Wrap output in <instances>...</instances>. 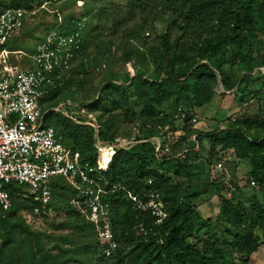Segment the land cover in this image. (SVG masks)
Listing matches in <instances>:
<instances>
[{
	"label": "trees",
	"instance_id": "obj_1",
	"mask_svg": "<svg viewBox=\"0 0 264 264\" xmlns=\"http://www.w3.org/2000/svg\"><path fill=\"white\" fill-rule=\"evenodd\" d=\"M44 1L48 0H0V6L31 9L34 3L40 5ZM149 2L159 5L150 6ZM134 7L141 14L146 9L150 14L154 12L148 23L140 18L136 30H125L122 38L120 62L124 66L130 63L134 76L126 68L122 72L108 69L96 86L95 100L75 104L88 105L96 115L101 142H112L117 137L146 141L129 150H118L103 176L109 185L123 187L133 194L142 195L150 190L160 193L167 218L163 228L154 232L163 243L156 244L150 235L149 243L143 242L125 192L119 190L104 196L114 209L118 243L112 258L105 257L93 226L70 204L75 191L61 179H54L50 182L53 214H41L38 218L63 217L58 230L67 231L72 237L60 239V245L47 250L40 235L30 230L19 215L23 210L33 212L38 202L23 198L27 191L11 184L4 186L11 207L7 211L0 208V264H11L14 254L16 264H248L239 257L249 259L257 251L259 244L254 232L264 228V111L260 107L251 112L241 110L264 90V76L250 74L256 68H264V58L258 56L254 45L257 34L264 31V0H136ZM116 11L112 6L103 12L101 26L94 32L104 31L110 24L108 29L114 36L125 21L135 17ZM159 22L166 25L161 35L156 34L152 46L143 43L141 38L149 36L148 32ZM88 23L78 58L82 67L72 72L71 80L61 90L45 100L49 110L64 101L62 92L69 90V86L75 85L78 91L92 77L88 66L94 62L96 66L98 59L110 55V44H96L102 35L87 39L92 26V22ZM13 48L12 45L11 52L16 51ZM91 48L96 51L94 58ZM142 64L146 66L143 70ZM218 81L224 92L234 90L235 111L219 121L223 130L220 124L210 132L201 131L197 122L189 123L191 116H196L193 108L211 104ZM179 106L187 115L183 121L174 117ZM44 124L56 129L60 142L77 152L82 164L94 165L97 152L90 127L77 125L53 112L46 115ZM153 137L160 140L161 147L170 150V156L162 162L155 158L154 144L149 141ZM203 138L210 141L211 152L229 151L235 163L247 161L246 185L258 187L247 197L252 205L250 213L234 203L242 189L229 195L221 185L209 183L215 187L219 200L217 223L221 227V242L210 222L202 221L196 213L190 201L194 194H188L192 186L188 185L181 196L175 183L176 177L191 183L193 177L201 174L196 173L198 168L211 166L212 153L205 156L199 145ZM184 151L183 158H176ZM102 157L108 159L106 151ZM172 165L173 171L169 173ZM142 222L149 227L151 219L144 217ZM196 223L207 229L209 240H201ZM73 238L78 241L76 244Z\"/></svg>",
	"mask_w": 264,
	"mask_h": 264
},
{
	"label": "built area",
	"instance_id": "obj_2",
	"mask_svg": "<svg viewBox=\"0 0 264 264\" xmlns=\"http://www.w3.org/2000/svg\"><path fill=\"white\" fill-rule=\"evenodd\" d=\"M60 0L42 2L41 7L59 3ZM81 8L80 2H77ZM31 9L5 8L0 6V57L15 53L5 45L18 34L25 22L35 14ZM89 17L85 12L59 22L51 27L38 43L31 56V66L17 68L4 66L0 78V208L7 211L11 207L8 192L4 186L14 185L26 188L23 198H32L38 206L29 217L38 218L41 214L52 215L50 206L51 186L54 179H61L76 193L70 201L75 210L89 222L102 246V254L112 258L118 248L113 226L114 209L104 196L116 191L125 192L130 210L134 214L136 229L143 236V242L149 243V235L156 244L163 240L156 237L154 230H161L167 218L162 196L156 190L142 195L133 194L120 186H111L104 179L109 164L118 150H129L145 140L135 137H117L112 142H101L98 139L99 126L96 115L90 112L88 105H79L65 100L58 107L44 111L42 104L47 98L61 90L72 78L73 63L78 60L83 33ZM6 63V60L4 59ZM131 77L134 70L130 63L125 65ZM68 108L79 109L74 114ZM53 112L69 118L73 123L88 126L94 131V148L97 158L94 165L82 164L77 152L71 151L60 142L58 132L53 126L45 125L48 113ZM79 117V118H78ZM176 120L183 121L187 115L179 106L174 115ZM83 118V119H82ZM198 122L197 116H191L189 123ZM222 127V126H221ZM220 127V129H221ZM195 137L192 138L194 140ZM154 144L155 158L162 162L170 156L168 147H161L158 138L149 140ZM198 149V145H196ZM106 151L105 161L102 152ZM186 151L176 155L183 158ZM152 184V181H148ZM151 219L149 227L142 221Z\"/></svg>",
	"mask_w": 264,
	"mask_h": 264
},
{
	"label": "rangeland",
	"instance_id": "obj_3",
	"mask_svg": "<svg viewBox=\"0 0 264 264\" xmlns=\"http://www.w3.org/2000/svg\"><path fill=\"white\" fill-rule=\"evenodd\" d=\"M136 0H60L59 3L55 5H51L48 7H41V5L34 3L33 11L35 14L31 16L26 22L24 27L18 34L14 35V37L9 41V44L5 46V48L10 51V47L13 45L14 48L12 52H21L15 53L13 55H8L7 57H0V78L3 76L1 73L2 68L4 66H16L17 68H25L31 66V56L35 53L36 47L38 43H40L46 34V32L53 27L55 24L59 22L61 19L63 22L68 21L70 18L76 17L80 12H87V16L89 17V22H92V26L88 33V38H92L97 36V34L102 35L101 38H98L96 44H110L109 48H111L110 55L105 59H98L94 64L88 66V70L92 75L91 78H87V82L78 89L75 85L69 86V90L63 91V99L70 100L72 103H88L93 102L96 98V86L99 83L100 79H103L106 72L109 70L113 72H122L124 71L125 66L120 62V55L122 51V47L124 46V37L125 30L127 31H135L136 25L139 22L140 18H143L149 22L152 17L150 11L146 9V13L141 14L139 10L136 11L134 7V2ZM77 2H80L81 8L78 7ZM158 6L157 3H150V6ZM117 8V11H120L127 17L128 14H134L135 17L133 19H128L125 21V25L122 29L119 30L117 34L111 36L109 32V26L102 31L98 30L94 32L97 26L100 25V15L105 12L107 9L111 7ZM153 11V10H152ZM89 24V23H88ZM166 25L162 22H159L152 28V32H148L149 36L146 35L145 39L141 38V41L147 43L149 46L153 45V41L157 35H161L164 31ZM98 42V43H97ZM139 43V42H138ZM137 43V44H138ZM139 45V44H138ZM256 47V51L258 52V56L264 58V31H260L257 34L256 42L254 43ZM101 45L99 46V48ZM2 47H0L1 50ZM94 58L96 51L91 48L89 50ZM6 60V63L4 62ZM142 63V62H141ZM82 62L80 60H76L73 63V71H79L82 67ZM143 67L146 66L142 64L140 68L143 70ZM228 68V67H227ZM234 68V67H233ZM151 70V67H150ZM260 73L264 76V68H256L253 70L251 75H255ZM89 80V81H88ZM91 80V83H90ZM75 93V95L73 94ZM216 96L211 104L203 106V107H195L193 111L196 116L199 118V121L196 124V127L205 132H210L222 123L219 121H224L234 113V90L232 92H224L221 83L216 88ZM225 94V95H223ZM95 97V98H94ZM43 110H49V104H42ZM256 107H260L262 111H264V90L261 91L260 94L251 99L241 110L244 112V109H247V112H251L255 110ZM69 112H73L76 114L79 109L68 108ZM240 112V113H241ZM57 114V113H56ZM54 119L56 116L53 117ZM79 118V117H78ZM83 119V118H82ZM123 131L125 127H123ZM224 129L222 124L221 130ZM127 130L124 131V133ZM193 138V137H192ZM186 146H188V142L186 141ZM200 147L203 149V153L209 155L211 152L210 149V141L206 138H203L199 141ZM198 150V149H196ZM211 158V166H204L201 170L198 168L196 173H201L197 177H193L191 183H188L185 178L176 177L175 183L180 189L181 196L184 193V190L188 187V185L192 186L191 190H189L188 194H194L191 197V203L195 207V211L198 216L202 219V221L210 222L212 226V230L215 233H219V241L221 242V227L220 224L217 223V217L219 213V200L217 195L214 193V186L209 184L213 182L215 184H219L222 187L223 192H227V194L231 195L235 189H242L243 192L240 191L236 195L234 203L238 205L240 208H245L247 212L252 213V205L248 201L247 197L253 192L258 191L257 185L252 186L250 184V188L246 185V173L248 171V162L240 161L239 163H235L233 158L231 157V153L229 151H212ZM174 166H170L169 173L173 171ZM22 191H27L26 188H22ZM253 189V190H252ZM264 212V207H263ZM29 211H20L19 215L24 220V223L30 230L40 235L41 242L45 244L47 250H54V248L61 244L60 239L66 237H72V235L65 230H58V225L63 222V217H51L52 219H40V218H31L29 217ZM54 218V219H53ZM264 218V216H263ZM264 222V221H263ZM196 228H200L201 232L199 236L202 241L209 240V235H207V229L202 228V225L196 223ZM256 241H258V249L256 252L250 255L249 259L246 257H239L241 261L247 260L248 264H264V228H257L254 232ZM18 238V237H16ZM73 244H76L78 241L73 238ZM17 262V254H14V259L11 264H16Z\"/></svg>",
	"mask_w": 264,
	"mask_h": 264
},
{
	"label": "water",
	"instance_id": "obj_4",
	"mask_svg": "<svg viewBox=\"0 0 264 264\" xmlns=\"http://www.w3.org/2000/svg\"><path fill=\"white\" fill-rule=\"evenodd\" d=\"M219 85H220V81H218V86H219ZM218 86H217V87H218Z\"/></svg>",
	"mask_w": 264,
	"mask_h": 264
}]
</instances>
